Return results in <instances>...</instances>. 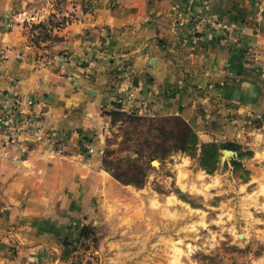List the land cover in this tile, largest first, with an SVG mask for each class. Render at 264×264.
<instances>
[{
  "label": "crops",
  "instance_id": "crops-1",
  "mask_svg": "<svg viewBox=\"0 0 264 264\" xmlns=\"http://www.w3.org/2000/svg\"><path fill=\"white\" fill-rule=\"evenodd\" d=\"M82 1L0 0V264L60 250L53 242L118 190L101 154L79 147L106 121L104 106L179 115L201 142L250 144V134L262 145L250 159L264 160V0H97L90 17ZM71 10L53 41H27L29 21ZM15 105L14 122L30 126L12 136L4 118ZM11 241L25 258H7Z\"/></svg>",
  "mask_w": 264,
  "mask_h": 264
},
{
  "label": "rangeland",
  "instance_id": "rangeland-1",
  "mask_svg": "<svg viewBox=\"0 0 264 264\" xmlns=\"http://www.w3.org/2000/svg\"><path fill=\"white\" fill-rule=\"evenodd\" d=\"M53 1L59 7L66 2ZM96 3L83 0L80 14L92 16ZM75 15L71 10L46 23L29 21L27 41L43 48L53 41V29ZM12 107L15 121L20 110ZM102 109L106 121L98 133L80 135V151L87 155L83 143L100 140L103 169L122 182L115 179L118 190L109 188L102 212L53 242L60 250L34 247L38 255L28 264H264V160L250 159L262 147L258 140L247 134L250 144L201 142L196 136V144L190 139L178 150L182 123L174 116ZM229 143L240 148L233 158L223 155ZM207 144L216 146V163L214 153H203ZM24 250L11 241L6 256L16 261L25 258Z\"/></svg>",
  "mask_w": 264,
  "mask_h": 264
},
{
  "label": "trees",
  "instance_id": "trees-1",
  "mask_svg": "<svg viewBox=\"0 0 264 264\" xmlns=\"http://www.w3.org/2000/svg\"><path fill=\"white\" fill-rule=\"evenodd\" d=\"M130 113H133V114H137L136 112H130ZM169 116H174L175 119L179 120L181 123H182V128H181V134L179 135V143H177L176 145H174V147L178 150H185V147L186 145L188 144V142L190 141V139L192 140V143L193 144H196V136L197 134L195 133V131L190 127V125L179 115H169ZM198 137V136H197ZM203 153L206 154L207 152H212L214 153L215 156V160L214 162L216 163L217 162V153H216V146L215 144H207V145H203ZM226 147L230 150H233V151H238L240 148H239V145L238 144H235V143H229L226 145ZM231 163L233 165H237V162L232 159L231 160ZM111 176L116 179V180H119L121 181L118 177H116L115 175L111 174ZM122 182V181H121ZM129 182H126V184H128ZM136 186H139L138 184H135ZM80 236L81 237H84V234L86 232V228L85 227H82L80 229Z\"/></svg>",
  "mask_w": 264,
  "mask_h": 264
},
{
  "label": "built area",
  "instance_id": "built-area-1",
  "mask_svg": "<svg viewBox=\"0 0 264 264\" xmlns=\"http://www.w3.org/2000/svg\"><path fill=\"white\" fill-rule=\"evenodd\" d=\"M262 10H263V7L259 6V8L257 9V11L255 13L257 18H260V14H261ZM212 19H216V16L212 17ZM184 21H185L184 17L180 13H178L176 16V23L178 25H182L184 23ZM129 96L131 97L132 94H129ZM117 102H121V99H118ZM29 103H31V102L29 101ZM119 107L121 109L125 110L122 106H119ZM10 110L12 112H9L8 114H6V116L4 118V123H5V126H7L9 134L12 136H16L19 133H23V132L27 131L28 127L30 126L29 120L24 119V120H21V122L15 123L14 119H13V112L16 111L15 107H11ZM36 131H38V130H36ZM37 138L40 139V136H37ZM83 147L89 153H94V152H97L99 154L103 153V148L97 149L91 142L90 143L89 142L83 143ZM57 148L58 149L56 151L58 153H61V149L59 147H57Z\"/></svg>",
  "mask_w": 264,
  "mask_h": 264
},
{
  "label": "water",
  "instance_id": "water-1",
  "mask_svg": "<svg viewBox=\"0 0 264 264\" xmlns=\"http://www.w3.org/2000/svg\"><path fill=\"white\" fill-rule=\"evenodd\" d=\"M230 151L231 152V155L230 156H228V157H234V156H236V152L235 151H233V150H230V149H224L223 150V155H224V151ZM225 159V158H224ZM154 161H156V160H154ZM154 161H153V163H154ZM157 162V161H156ZM155 164V163H154Z\"/></svg>",
  "mask_w": 264,
  "mask_h": 264
},
{
  "label": "bare ground",
  "instance_id": "bare-ground-1",
  "mask_svg": "<svg viewBox=\"0 0 264 264\" xmlns=\"http://www.w3.org/2000/svg\"><path fill=\"white\" fill-rule=\"evenodd\" d=\"M224 153H225L226 156H230L231 155V152L230 151H227V150L224 151Z\"/></svg>",
  "mask_w": 264,
  "mask_h": 264
}]
</instances>
